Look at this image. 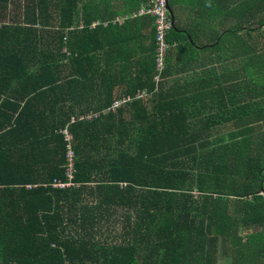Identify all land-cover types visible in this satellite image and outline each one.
<instances>
[{
  "label": "trees",
  "instance_id": "trees-1",
  "mask_svg": "<svg viewBox=\"0 0 264 264\" xmlns=\"http://www.w3.org/2000/svg\"><path fill=\"white\" fill-rule=\"evenodd\" d=\"M12 1L0 0V87L8 92L0 106V264H217L220 257L264 264V138L251 153L248 136L264 129V0H239L240 15L225 32L240 42L230 57L246 55L232 68L240 83L232 79L229 87L246 103L227 112L234 127L212 144L195 143L194 130L177 124L185 96L168 91L178 85L150 108L134 99L104 113L116 86H124L119 97L131 98L154 87L151 17L108 11L110 0H23L22 19L10 20ZM121 1L133 11L144 3ZM117 16L126 17L121 27ZM78 20L84 29L61 37ZM173 22L171 34L179 31ZM144 26L146 45L145 36L132 35ZM178 33L186 58L194 42ZM50 96L47 109L36 108ZM98 112L68 126L73 116ZM66 126L74 185L52 188L53 180L67 182L58 135Z\"/></svg>",
  "mask_w": 264,
  "mask_h": 264
},
{
  "label": "crops",
  "instance_id": "crops-1",
  "mask_svg": "<svg viewBox=\"0 0 264 264\" xmlns=\"http://www.w3.org/2000/svg\"><path fill=\"white\" fill-rule=\"evenodd\" d=\"M138 1H144V3L139 4L136 11H134L132 17L139 18L149 16L152 18V26L154 28V19L152 16L139 14V11L142 8L153 6L154 0ZM170 1L171 0H169V2ZM180 1H183V3H175L177 5L176 11H172L173 21L175 19V23L179 31L181 29H184L186 32L189 33L194 32V40L192 37H187L186 43L190 44L191 41L194 42V56L191 55V61L196 62L197 66L195 68L185 67V58H183L179 54L177 56L174 55L173 50L178 48L177 44H179V42H177V40L175 39H178V37L181 38L180 36H182V34L178 33L179 31L174 32V34H171L170 31L169 36L166 37V41L170 45V48L167 52L166 75L161 86L162 88H159L161 90H158V92H153V87L151 92H147L145 89L140 92L137 91L135 93L134 98H131L129 96L119 97L123 94L124 86H116L114 88V97L112 99V103L116 100L130 98L131 101L135 99L141 102H148L146 106L150 108L153 104L158 103L154 99H159V96H161L159 95V93L164 90L168 91L172 86L175 87V85H178L179 88H174L168 91L183 94L185 96L183 97V102L180 103L181 105L178 108L176 107V109H180V111L183 113V115L180 116V119L177 117L175 118L177 124H179L180 126H187L194 130L195 143L205 142L206 144H212L214 140L216 143H220L224 141L226 135H229L228 133L234 127V123L231 120L232 118L230 115L227 114V112H229V110L233 107H239L246 103V99L243 95L240 94L239 89L232 90L229 88L231 85L230 81L232 79H234L238 83H240L241 81V79H237L232 74V68H237V66L229 64L228 62L226 67L230 68L231 74L223 79V74L221 72L222 69L218 70L216 66L215 53L218 49L216 50L213 47L218 42V37L220 36V34L221 37L219 38L221 39L226 35L225 32L227 30L232 29V23L230 22L231 19H229V11L230 7L235 6L239 2V0H194V2L191 0ZM107 2L108 1H106V3H103L101 6L102 12H105ZM189 2L194 6V9H192ZM132 5L133 3L125 5L121 0H110V4H108L107 9L108 11L113 9L114 12L119 15L130 12L132 10ZM186 13H188V16L186 15ZM217 13H220L222 16L221 27L213 34V38L210 39V33H208L209 29L204 28V23L212 22L213 17H215L214 14ZM125 18V16H117L114 22H116L117 25L121 27ZM98 22V19L93 20L90 29H94L95 27H97ZM83 29V22L81 20H78L73 28L61 30V37L65 35V37L68 38L70 33H79ZM46 30L50 31V29ZM132 35H140L141 37L145 36V38H142L140 41L143 45L149 43V35L146 34L145 26L142 33L137 31L136 29H133ZM168 37L170 38V40H174L172 41L173 43L168 42ZM146 38L147 41H145ZM204 46H208V48L203 49ZM221 47L224 46L221 45ZM61 53L68 56V52L65 53L64 50H61ZM154 68L152 81L155 74ZM32 74L39 73L32 71ZM129 76L132 78L136 76L133 69L129 72ZM3 79V77L0 78V81ZM183 80H186V85L181 88ZM194 82L197 84L195 88ZM3 84L5 83L3 82ZM7 86L14 89V87H11L9 84H7ZM6 91V89L0 87V106L1 104H3V101L5 99L4 95L8 93ZM144 91H146L148 95L137 99L136 95ZM46 93L50 95L49 92ZM193 95L194 98H191ZM57 97H59V94H57ZM161 100L164 99L162 98ZM9 101L12 102L13 100L9 99ZM51 103L52 97L50 96L42 101L37 100L35 102V106L37 109H47V107L50 106ZM105 111L104 113H106Z\"/></svg>",
  "mask_w": 264,
  "mask_h": 264
},
{
  "label": "built area",
  "instance_id": "built-area-1",
  "mask_svg": "<svg viewBox=\"0 0 264 264\" xmlns=\"http://www.w3.org/2000/svg\"><path fill=\"white\" fill-rule=\"evenodd\" d=\"M140 15H150L153 17L154 22V41H155V74L153 78L154 90L157 92L159 84L164 81V74L167 69V52L170 45L166 41L167 34L172 30L174 22L169 9V0H154L153 6L142 8L139 11ZM146 91L136 95V98L147 96ZM130 98H124L122 100H116L112 106L105 112H115L120 106L127 102H130ZM101 113H87L70 118L68 126L75 125L77 123H88V121L98 118ZM68 126L63 130H60L58 134L65 143V157H64V176L67 178L66 183H60L53 180L50 184L52 188H65L74 185L73 179L75 174V153L72 148L73 137L68 131ZM29 189L30 186H27Z\"/></svg>",
  "mask_w": 264,
  "mask_h": 264
},
{
  "label": "rangeland",
  "instance_id": "rangeland-1",
  "mask_svg": "<svg viewBox=\"0 0 264 264\" xmlns=\"http://www.w3.org/2000/svg\"><path fill=\"white\" fill-rule=\"evenodd\" d=\"M183 3V1L180 0H176L174 3L176 4H181ZM24 6L25 3L23 2V0H13L7 8V13L6 16H8L7 18L10 20H19L20 18L22 19L23 17V13H24ZM173 7V6H172ZM232 8H236L235 10L232 9L231 11V16L229 15V19L230 22L232 23V28L234 25V20L240 15V8L237 6H234ZM134 14V11L131 10L130 12L127 13V15L132 16ZM186 15L188 16V13H186ZM215 17H213V23L209 22V23H204V28H208L209 31L208 33H210V39L213 38V34L221 27V14L217 13L214 14ZM255 17V16H254ZM227 19V18H226ZM256 19V17H255ZM243 23H246L244 21V18L241 19ZM237 22H239V20H237ZM236 22V23H237ZM212 30V31H211ZM50 31L53 32H57L58 28L57 27H53L52 29H50ZM189 33V32H187ZM170 33L167 34V36H169ZM190 37L193 38L194 40V32L189 33ZM240 34H242V32H240ZM241 36V35H238ZM221 37V34L220 36ZM218 37V42H220V45H223L224 47H220L218 49V51H216L215 56H216V66L218 68V70L222 69L221 72L223 74V79L226 78L228 75H230V68L226 67L227 63L229 62V64L235 65V66H239L245 59H246V55H244L243 53L240 55V52L238 51V55L240 57L234 58V57H230L231 54H233L234 50H232L234 47L238 46V49L240 48V42H237L238 37L235 35H225L224 37H222L221 39ZM220 39V40H219ZM217 41V40H216ZM187 42V41H186ZM185 42V44H186ZM227 46V47H226ZM180 49L176 48L173 50V53L175 56H177L179 54ZM188 56L185 58V67H189V68H195L197 66L196 62L191 61L192 56H194V51L190 50L188 51ZM192 55V56H191ZM194 58V57H193ZM228 59V60H226ZM242 72H244L243 69H241ZM256 124L251 125L252 127H254ZM259 128L251 130L248 134L249 138H250V152L254 153L257 149H260L263 146V138H264V129L260 128L261 126H257ZM251 129V128H247ZM240 147L244 150H246L248 148V141H242V143L240 144ZM231 259H225L220 257L217 261V264H231L230 263Z\"/></svg>",
  "mask_w": 264,
  "mask_h": 264
},
{
  "label": "clouds",
  "instance_id": "clouds-1",
  "mask_svg": "<svg viewBox=\"0 0 264 264\" xmlns=\"http://www.w3.org/2000/svg\"><path fill=\"white\" fill-rule=\"evenodd\" d=\"M173 18V17H172ZM98 113H100V112H98ZM101 115V114H100ZM88 123H89V121H88ZM78 124V123H77ZM64 143V142H63ZM65 144V143H64ZM72 148H73V139H72ZM65 149H66V147H65ZM73 151H74V149H73ZM64 157H65V154H64ZM75 158H76V156H75ZM65 162V161H64Z\"/></svg>",
  "mask_w": 264,
  "mask_h": 264
},
{
  "label": "water",
  "instance_id": "water-1",
  "mask_svg": "<svg viewBox=\"0 0 264 264\" xmlns=\"http://www.w3.org/2000/svg\"><path fill=\"white\" fill-rule=\"evenodd\" d=\"M169 9H170V13H171V16H172V15H173V12H172V10H171L170 6H169Z\"/></svg>",
  "mask_w": 264,
  "mask_h": 264
}]
</instances>
